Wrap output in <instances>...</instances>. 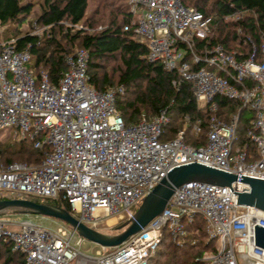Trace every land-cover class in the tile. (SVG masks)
<instances>
[{
    "label": "built area",
    "instance_id": "1",
    "mask_svg": "<svg viewBox=\"0 0 264 264\" xmlns=\"http://www.w3.org/2000/svg\"><path fill=\"white\" fill-rule=\"evenodd\" d=\"M127 1L133 31L147 43V60L174 71L173 84L190 81L195 100L207 106L204 144L185 143L183 129L163 140L167 110L126 124L116 105L124 87L98 91L87 84V50L65 55L67 68L51 83L45 71L29 68V46L17 49L15 38L0 41V128H13L18 140L42 152L35 163L0 164V200H62L75 219L96 228L108 217L132 216L176 166L198 162L238 180L230 187L189 182L175 188L160 215L105 253L83 254L82 238L75 240L71 228L55 232L28 217H8L12 212L0 214V243L23 253L24 264H147L163 231L180 245L186 225L200 216L208 239L217 243L202 264H264L254 234L255 225L264 227V211L239 205L235 194L248 189L241 177L264 179V41L260 59L253 45L249 56L237 58L208 42L211 17L180 0ZM218 96L237 100L252 114L246 137L253 151L247 143L235 145L239 111L222 119ZM200 123L197 118L192 125L195 135Z\"/></svg>",
    "mask_w": 264,
    "mask_h": 264
},
{
    "label": "trees",
    "instance_id": "2",
    "mask_svg": "<svg viewBox=\"0 0 264 264\" xmlns=\"http://www.w3.org/2000/svg\"><path fill=\"white\" fill-rule=\"evenodd\" d=\"M119 1L107 19L101 20L98 10L86 15L89 0H40L36 22L48 27L49 33L39 37L27 32L20 34L18 28L10 27V24H18L31 14L32 3L0 0L1 41L15 38L17 49L29 46L32 69L35 72L45 71L51 83H56L61 73L66 70L65 55L78 49L87 50V84L98 91L116 85L124 87V93L116 99V105L126 124L135 123L141 117L151 119L162 110H167L169 122L163 129V140L174 137L183 129L185 143L194 146L204 144L209 117L207 106L195 100L190 81L173 84L177 80L174 71H167L160 63L147 60V43L133 31L134 17L129 11L128 1ZM180 2L211 17L209 43L221 44L237 58L249 56L253 45L256 57L260 59L261 44L264 41V0ZM99 20L104 26L101 24L103 27L96 30ZM80 23L88 29H75ZM126 25L128 29L124 30ZM74 46H78V49ZM215 100L219 115L224 120H227L229 114L239 111L235 145L247 143L248 149L253 151L254 146L246 137L253 116L243 119V112L246 110L235 99L218 96ZM197 118L201 120V131L195 135L192 125ZM242 120L244 123L239 125ZM41 157L42 152L33 148L29 140H21L20 147L12 149L3 147L0 142V163H35ZM25 198L59 205L70 211L69 206L62 200H37L30 196ZM18 211L9 209L0 214ZM186 232V238L179 245L163 231L156 254L147 264H202L200 258L203 254L216 250V240L208 239L205 222L200 216H196L192 223L186 225ZM0 264H24V254L12 250L9 243H0Z\"/></svg>",
    "mask_w": 264,
    "mask_h": 264
},
{
    "label": "water",
    "instance_id": "3",
    "mask_svg": "<svg viewBox=\"0 0 264 264\" xmlns=\"http://www.w3.org/2000/svg\"><path fill=\"white\" fill-rule=\"evenodd\" d=\"M238 176L198 162L176 166L167 172L153 189L146 194L132 216L125 219L116 234H105L75 219L59 205L35 202L26 198L0 200V212L17 209L16 213L34 214L58 219L71 228L76 235L102 248L121 245L129 237L140 232L153 218L160 215L173 195L174 189L189 182H202L222 187H230ZM241 182L248 185L247 190L237 191V203L241 206L255 207L264 211V179L241 177ZM255 244L264 248V227L255 225Z\"/></svg>",
    "mask_w": 264,
    "mask_h": 264
},
{
    "label": "rangeland",
    "instance_id": "4",
    "mask_svg": "<svg viewBox=\"0 0 264 264\" xmlns=\"http://www.w3.org/2000/svg\"><path fill=\"white\" fill-rule=\"evenodd\" d=\"M22 1H28L29 3H32L33 8L31 14L26 17L22 22L18 24H10V27L18 28V32L20 34H23L25 32L27 33H32L36 34L39 37H43V35L49 33L48 27H44L39 25L36 22V15L39 10L38 3L40 0H22ZM114 1V2H112ZM103 2V3H102ZM102 3V4H101ZM119 0H89L88 3V8L86 11V15L92 14L94 10H98L97 14L100 17L101 20H106L107 16L110 15V11L114 9V6L116 4H119ZM100 24V25H99ZM103 22L99 20V23L97 24L98 26L95 27L96 30H100L103 26ZM18 26V27H16ZM5 28V27H4ZM75 29H88L86 26L83 24H78ZM90 29V28H89ZM0 41H1V36H0ZM75 49H78V46ZM73 47V48H74ZM75 51V50H74ZM32 65V59L29 61L28 66L30 69ZM252 114L249 111H244L243 112V119L244 118H249ZM244 120L239 124H243ZM0 142L2 143L3 147H9V148H19L20 147V140H18V136L15 135V130L11 127H3L0 128ZM3 164L4 163H0ZM37 200H40V198H37ZM8 217H12L13 219H21L24 217L31 218L33 222H35L38 225H41L44 228L50 229L52 231H57L59 228H63L64 230L69 231V227L62 221L47 217V216H41V215H34V214H22V213H16L12 214L10 213ZM127 217H108L105 219L104 222L100 223L96 228V230L105 233V234H116L119 232L117 229V226L120 225ZM74 239H79L77 235H75ZM171 239V238H170ZM172 240V239H171ZM112 248H102L90 241H87L85 239H81V242L79 244V250L86 255H95V254H101L110 251ZM73 264V262L71 263Z\"/></svg>",
    "mask_w": 264,
    "mask_h": 264
},
{
    "label": "crops",
    "instance_id": "5",
    "mask_svg": "<svg viewBox=\"0 0 264 264\" xmlns=\"http://www.w3.org/2000/svg\"><path fill=\"white\" fill-rule=\"evenodd\" d=\"M14 214H16V213H14Z\"/></svg>",
    "mask_w": 264,
    "mask_h": 264
},
{
    "label": "flooded vegetation",
    "instance_id": "6",
    "mask_svg": "<svg viewBox=\"0 0 264 264\" xmlns=\"http://www.w3.org/2000/svg\"><path fill=\"white\" fill-rule=\"evenodd\" d=\"M120 231V230H119Z\"/></svg>",
    "mask_w": 264,
    "mask_h": 264
}]
</instances>
